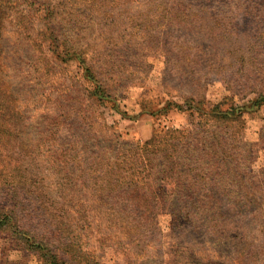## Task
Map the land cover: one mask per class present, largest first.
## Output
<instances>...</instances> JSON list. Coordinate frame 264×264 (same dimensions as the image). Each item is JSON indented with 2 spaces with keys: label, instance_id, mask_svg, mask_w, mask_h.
<instances>
[{
  "label": "rangeland",
  "instance_id": "1",
  "mask_svg": "<svg viewBox=\"0 0 264 264\" xmlns=\"http://www.w3.org/2000/svg\"><path fill=\"white\" fill-rule=\"evenodd\" d=\"M101 2L0 0V219L22 228L0 224V264H43L40 237L70 264H230L247 233L259 235L225 187L218 231L201 213L151 221L125 212L83 162L95 138L124 153L162 128H188L198 113L187 102L221 103L243 109L244 183H264V0ZM96 84L114 98L86 100Z\"/></svg>",
  "mask_w": 264,
  "mask_h": 264
},
{
  "label": "trees",
  "instance_id": "2",
  "mask_svg": "<svg viewBox=\"0 0 264 264\" xmlns=\"http://www.w3.org/2000/svg\"><path fill=\"white\" fill-rule=\"evenodd\" d=\"M97 1L103 3L101 0ZM55 9L56 5L52 9L49 8L50 21L55 17ZM95 76L92 69L86 65L84 77L89 80L95 79ZM110 91L106 84L104 87L96 84L84 97L94 103H101L104 98L113 97L114 93ZM260 98L264 100V94L260 95ZM256 102L258 103L257 100ZM187 103L188 109H195L198 113L188 128H162L140 147L129 148L124 153H116V149L102 145L97 138L93 140L97 144V151L92 150V146L89 148L86 143L84 151L91 149V153L95 152L85 158L83 171L88 165H94L96 173L101 174L99 179L107 188L108 196L124 200V211L129 215L153 221L155 216L162 213H176L187 218L201 213L204 216L200 218L206 222L209 220L208 226L213 227L215 231L225 223H221L223 201L218 197L223 194L219 188L225 187L226 193L234 199L233 210L242 220L249 217L252 227H257L259 235L257 244L256 236L247 233L248 247L242 251L233 250L228 258L230 264H264V183L257 180L253 187L247 186V183H244L246 176L242 177V170L238 165V156L246 160L245 153L251 151L241 131L243 109L231 105L223 110L221 103H218L211 110H204L198 107V104ZM171 104L169 102L167 107ZM239 124L241 125L235 132L229 133L231 128ZM229 134H232L231 137ZM237 174L241 181L233 178ZM260 174L264 175V171ZM211 175L217 177L213 185L215 190L210 187L213 184ZM218 178H226L228 183L223 186L222 180ZM182 195L191 198L197 196L200 199L192 200V204L184 203L177 208L175 200ZM3 210L4 208L0 209ZM6 218L8 217L0 219V224L13 221ZM234 220H230L231 223ZM18 225L21 228V221L15 224ZM18 229L16 228V231L20 232ZM38 239L39 241L33 244L39 249L43 264L71 263L59 254H49L51 249L48 247V241L44 237Z\"/></svg>",
  "mask_w": 264,
  "mask_h": 264
}]
</instances>
